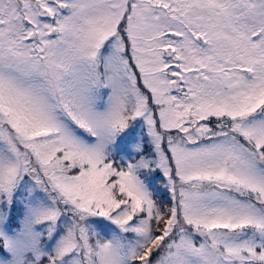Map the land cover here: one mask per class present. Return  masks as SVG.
Wrapping results in <instances>:
<instances>
[{
	"label": "snow or ice",
	"instance_id": "1",
	"mask_svg": "<svg viewBox=\"0 0 264 264\" xmlns=\"http://www.w3.org/2000/svg\"><path fill=\"white\" fill-rule=\"evenodd\" d=\"M0 264H264V0H0Z\"/></svg>",
	"mask_w": 264,
	"mask_h": 264
}]
</instances>
